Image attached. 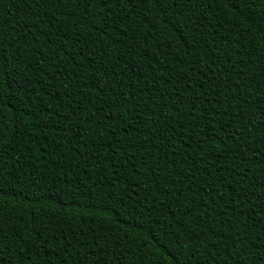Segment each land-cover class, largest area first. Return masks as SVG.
<instances>
[{"label":"trees","instance_id":"obj_1","mask_svg":"<svg viewBox=\"0 0 264 264\" xmlns=\"http://www.w3.org/2000/svg\"><path fill=\"white\" fill-rule=\"evenodd\" d=\"M0 264H264V0H0Z\"/></svg>","mask_w":264,"mask_h":264}]
</instances>
